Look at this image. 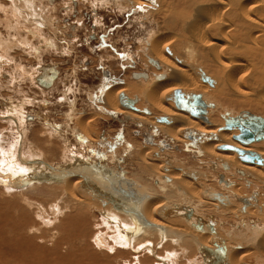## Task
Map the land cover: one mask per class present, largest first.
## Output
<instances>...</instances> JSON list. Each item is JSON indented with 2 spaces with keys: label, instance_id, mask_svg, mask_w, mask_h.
Wrapping results in <instances>:
<instances>
[{
  "label": "bare ground",
  "instance_id": "6f19581e",
  "mask_svg": "<svg viewBox=\"0 0 264 264\" xmlns=\"http://www.w3.org/2000/svg\"><path fill=\"white\" fill-rule=\"evenodd\" d=\"M2 1L0 10L10 16L8 28L14 30L15 41L33 51L35 57L44 47H60L59 42L42 37V27L73 36L68 30L74 31L75 26L58 24L54 20L58 16L49 19L46 15L57 11V5H46L52 0H9L12 6L8 11ZM88 2L63 0L64 9ZM40 3L44 4L35 6ZM111 5L118 12L140 13L134 19L142 27L148 28L155 20L157 31L138 43L134 58L139 62L140 57L141 72L128 69L133 58L127 56L123 63L130 77L118 80L104 73L98 88L87 92L86 99L103 120L147 129L141 135L151 142L145 145L144 140L130 134L122 148L108 151L117 132L109 137L94 134L89 126L94 116L76 110L78 100L68 95L73 94L72 88L64 90L69 114H64L62 131L48 124L31 133L24 112L27 101L10 106L4 116L0 115V204L6 209L0 210V264H21L2 258L5 230L7 236L19 239V244L28 234L32 240L45 242L37 225L50 227L46 236L55 262L63 258L70 259L66 262L70 264L73 259L85 264L91 260L92 264H264V212L260 208L264 205H258L256 195L242 191L251 185L258 190V183H264V140L237 139L241 131L233 122L254 116L245 111L233 115L241 108L264 113V0H96L90 7L96 9L93 19L97 26L103 24L99 10ZM23 6L38 17L39 24L34 23L38 29L29 27ZM75 7L66 14L75 12ZM92 35L96 40L99 37ZM90 36L84 41L88 49L92 48ZM37 40L41 46H35ZM10 45L0 35V69H6L10 62L6 52ZM29 73L39 86L38 79L51 72L39 67ZM178 90L184 96H200L206 114L193 117L178 109L174 97ZM121 94L135 102L133 108L121 105ZM220 108L221 115L217 113ZM77 115L83 119L81 123L77 120L79 128L71 126ZM162 117L168 121H161ZM8 129L17 135L14 147L9 146ZM69 131L75 136L74 143ZM158 136L174 144L169 154L156 149L153 143L158 142ZM38 142L47 147L41 148ZM24 144L30 152L24 151ZM227 146L255 154L261 163L243 161L238 151ZM182 148L199 164L192 167L172 157L182 153ZM55 149L60 163L50 159ZM95 149L103 158L93 154ZM211 169H216L215 178L206 172ZM231 176L238 180L234 182ZM203 209L216 214L219 221L214 215L201 213ZM224 224L227 226L219 227ZM215 244L223 255L209 252L217 249Z\"/></svg>",
  "mask_w": 264,
  "mask_h": 264
},
{
  "label": "rangeland",
  "instance_id": "374dc122",
  "mask_svg": "<svg viewBox=\"0 0 264 264\" xmlns=\"http://www.w3.org/2000/svg\"><path fill=\"white\" fill-rule=\"evenodd\" d=\"M0 1H2V0H0ZM88 1H90V2L85 3V4L84 3L83 4L78 3L77 5H76V3H74L73 5H72V3H70V5H72V7L69 6V7H67L68 9H64L63 0H52L50 3L44 2V3H46V5L48 4L50 6H56L57 5V11L58 12L56 11L53 13V11H51V12H48L46 14L47 16H49V19L51 18L50 16H54V17L58 16V18L54 19L55 21L58 22V24H61V25L62 24H64V25L65 24H67V25L71 24V25L75 26V29H74V31H72V29L68 30V33L73 35V36L69 37L67 35L65 36V35L59 33L58 32L59 29H56L54 31V29L48 30L47 27H45V26H44L45 28L42 27V30H40V31H44V34L42 35V37L45 38V40L47 38L48 40L54 41V43L56 42L55 44H57V42H59L57 47L58 46H60V47H59V49L55 48V47H53V48L44 47L43 49H41V53L36 55V57H35L34 53L32 54L33 51H31L29 48L26 49V47L23 44L21 45V44H19V42L15 41L14 30L10 29V27L8 28V26L11 25L10 24V22H11L10 16L8 14H6L7 17H5L6 15L3 13V10H0V35H1V38L5 42L8 41L9 45L11 43V45L9 46V48L6 51L8 53L9 61L11 63L8 62V65L4 66V67H6V69L5 68L0 69V108H1L0 115L4 116L6 114L7 109L10 106L27 101V105L25 106L24 112L28 113L29 115L40 116V119L35 117V120H33V121H28L26 119L27 122L29 124H31V127L29 129V131L31 133L34 131V129H36V132H38L41 130V126L48 125L47 123H44L46 121L53 124V126L56 125V126L60 127V129L62 131V126L65 122L64 114L65 113L69 114V104H68L69 102L66 99V96H64L65 95L64 90H66V88L67 89L72 88L74 91L73 94L72 95L68 94V95L70 97L76 98L78 100V102H77L78 105L76 106V110L77 109H78L77 111L86 110L92 116H94L93 119L95 122L91 121L89 123L90 129L94 134L101 135V133H102V135H104L106 133L107 137H109V136H113L117 132L116 136L114 137L115 138L114 144L107 148L108 151L112 152L114 150L113 148H116V151L119 150V147L122 148L125 145L124 144L125 139H129L128 135H130V134L133 138H139V139H137L138 141L144 140L143 142L145 143V145H147L151 141L143 139V137L141 135L142 133H145V131L147 132L148 131L147 129L146 130L144 128L142 129V128H140V126H136L135 124H133V125L130 124V125L124 127V125L119 121H116V120L111 121V119H104L103 120L102 119L103 117L101 116L100 113L95 111V109L92 106L89 107L90 103L88 104V101H87L88 99H86V98L88 97L87 92H89L90 90H95L96 88H98V86L100 84L99 81L101 80V78L104 77L105 71H108V74L111 75V77H113L114 79H118V80H121V79L123 80V79H125V77L126 78L130 77L127 74V72H125V65L123 63V60H125L127 58V56H131L133 58V65L130 63L128 66V69H130V71L133 70L132 73H135V71L141 72L140 68L142 67V65L140 62V57H139V62H138L137 60H135L134 55H135V52H137L136 50H137V46L139 45L138 43L142 42L143 38L151 36L152 31H157V26H156V24H154L155 20H152L153 22L151 21L149 23L148 28L142 27L136 21L138 16H140L139 15L140 13L136 15L135 12H133V11L124 12V13L118 12V10L112 9V5H111V7H109V9L102 8L99 10V12H98L99 17H101L103 24L101 26L100 25L97 26L96 21L93 19V16H94L93 12L96 9L93 8V6L90 7V3L92 1L95 2L96 0H88ZM2 2L4 3L3 5L6 6V7H4V10L8 11L9 7L11 8V6H12L10 4L9 0H3ZM44 3H40V4H37L35 6L41 7V5H43ZM65 6H68V5L65 4ZM73 6L74 7L76 6L75 7L76 11L70 15L69 14L67 15L66 12L70 11L71 8H74ZM23 7H24L23 13L27 14V16H25V17L30 22V23H28L30 25L29 27L32 29H38L39 27L35 28V25L37 23L36 21H37L38 17H34L30 13V11H28V8H26V6H23ZM80 15H82L83 17L82 16L80 17ZM135 17H136V19H134ZM158 17L161 19V18H163V15L161 14V16L159 15ZM81 18H82V20H81ZM46 19L47 18H44L43 20H46ZM60 19H61V21H60ZM62 19H63V21H62ZM134 22L135 23L137 22V23L135 24ZM34 23H35V25H34ZM79 23L81 25H84L85 28L84 27L82 28ZM38 24L39 23H37V25ZM77 26L80 27V28H78V30H76ZM46 31H48V32H46ZM54 32H56V34H54ZM88 34H89V36L92 34L99 36L97 40L95 38H94V40H92V38L90 39L92 48H89V49L84 42L85 39L87 38ZM76 35H78V37H76ZM50 36H51V38H50ZM35 38H38V37H35ZM66 38H68V40ZM6 39H8V40H6ZM66 40H67V42H66ZM69 41H71V42H69ZM127 41L129 42V44H131L130 46H127V44H128ZM16 43H18V44H16ZM72 43H73V45H72ZM34 44L36 47L41 46L39 40L34 41ZM12 45H14V47ZM21 46H23V47H21ZM61 46L63 49H65V53H63V51H62L63 49L61 48ZM109 48H112V49H109ZM111 50H115V52H117L119 54H115V52H113ZM108 52L110 54H108ZM111 53H113V54H111ZM114 54L116 57L120 56V59H117L114 56ZM121 58H123V59L121 60ZM37 67L38 68L42 67L44 69L55 67L54 69H56L58 71L57 77L52 82L51 87H43L40 84H39V86H38V84L34 85V83L31 81V78L29 77V74H30L29 72H31L32 70L37 71L38 70ZM21 68L22 69L24 68L23 69L24 71L21 72V70H22ZM76 69L78 70L77 73H73V72H75ZM80 69H81V71H80ZM82 71H84L85 73H83ZM72 73H73V75H72ZM74 75H76V76H74ZM42 90H44L46 92L42 93L41 92ZM77 90H78V92H77ZM61 99H62V101H61ZM82 108H84V109H82ZM79 109H81V110H79ZM242 111L249 112V113L256 115V116H261V117L264 116V113L261 112L260 109L256 110L254 108H248V107L241 108L238 113H235L233 115L238 116ZM217 113L219 115H221L223 113L222 109L220 108L217 111ZM76 117H78V118H76ZM76 117L73 121V124H71V126L73 125L72 127H75L77 125V128H79L78 124H80L81 123L80 121L83 119L80 117V115H77ZM77 120H79L80 123H78ZM8 130H9L8 134L10 135V141L8 140L10 143L9 146L14 147V145L17 144L16 142H18L17 140L14 139V137H17V135H15V133L13 134L12 130H10V129H8ZM143 130H144V132H143ZM112 131H115V132H112ZM31 133H29V135ZM32 135L33 134H31V136ZM156 135H159V134L157 133ZM68 136H69L71 142L74 143L75 136L70 131L68 133ZM41 139H45V137H41ZM32 140H34V139H32ZM12 141L15 142V144ZM146 141H148V142H146ZM232 141L236 142L233 139H232ZM155 142H156V140H154L153 144L156 146V149H158L160 147V151L163 149V151L164 152L166 151L167 154H169V151L172 150V146L174 145L171 143V141H167L165 138H162V137L160 138L159 136H158V142H156V143ZM261 142L264 146V142L263 141H261ZM255 143H259V142H254V144ZM38 144H39V142H38ZM39 145H41V148H44V146L47 147V145L44 142H43V145L41 143ZM166 145H168V146L166 147ZM26 147L29 148V145L24 144V149H26ZM97 147L99 149V146H97ZM27 149L24 151L28 153L29 149L28 150ZM98 149H95L93 154H95V156L97 155L96 157H98V158H103V156L98 155V154H100V150H98ZM163 151H161V152H163ZM55 152L58 154L54 153L50 159L55 160V162L60 163L59 162L60 161L59 160V158H60L59 157V155H60L59 151L57 149H55ZM180 156H182L183 158ZM106 157H109V156H106ZM172 157L177 158V160L182 161L183 163L188 162V164L189 165L191 164L192 167H193V165L195 166V165L199 164V162H197V160L192 159V157H193L192 153L188 152V150H186L185 148H182V153H181V151H179V153L172 154ZM178 157H179V159H178ZM184 157H185V159H184ZM120 162H122V160L119 161V164H120ZM215 170L216 169H211L210 171L206 170V172H208L210 175H213L212 178H215L216 177ZM225 172H227V171H225ZM126 176L128 177L129 174ZM229 178L231 180H233L234 182H235V179L238 180L235 176H231ZM263 184H264L263 182L258 183V185H259L258 190L255 189L254 187H252V185L249 187H245L242 190V191H244L243 194L250 192V194H247V195H251V194L256 195L258 203H259V204L258 203L257 204L258 205H260V204L264 205V185ZM140 186H142V185H140ZM162 197H165V196H162ZM8 198H10V197H8ZM8 198L5 197V199H8ZM41 198L43 199V201L45 200L46 203L48 204V201L46 200L45 197L44 198L41 197ZM36 201L38 202V200H36ZM260 208L264 212V209H262L261 206H260ZM0 210L4 211L6 209H4V206H1V204H0ZM200 212L207 214L209 211L203 209V210H200ZM208 215H210V216L214 215L213 217L217 221H219L218 220L219 218L216 214L211 213V214H207V216ZM63 216H61V217L63 218ZM34 222L38 223L39 221L35 219ZM217 224H220V223H217ZM37 226H38L37 228L40 227V229H41V230L39 229L38 233H40L41 235L44 234V236L46 237L45 242H44V240L42 241L41 239H39V240L36 239L37 241L32 240L31 238H29L30 235L28 234V235H25L24 238H21L22 242H23V239L25 241L23 243L20 242V244H19V242H18V241H20L19 239H17V238L14 239L12 235L7 236V235H9V233L6 234L8 232L6 229L5 233L3 234V238H2V242L3 243H4V241L6 242V243L2 244V248L4 247L3 249H5L6 252L4 250L2 251V253L4 254L2 256V258L14 259L13 261H15V263L19 262L21 264H23V263L24 264H49V263L50 264H68L69 263L70 264V262L66 263L70 259L65 261V260H63V258H60L56 262L53 261V257H55V256H51V254L49 253L50 242H47V241L50 239H49V237L46 236L47 233L49 235L48 231H49L50 227L49 226L45 227L43 225L42 226L37 225ZM225 226H227V224L226 225L224 224L222 226L219 225V227H221V228H223ZM181 227H183V226H181ZM228 227H226V228H228ZM42 228L44 231L42 230ZM60 228H61V226H60ZM40 231H42V233ZM65 232H67V231H64V233ZM208 232H210V231H208ZM212 232H214V231H212ZM36 233L37 232L35 231V233H33V234H36ZM211 233H209V234H211ZM212 234H214V233H212ZM12 238H13V240H12ZM26 238L28 239V241ZM13 241H14V243L17 242L18 244H16V246H15V244L12 243ZM8 242H9V244H8ZM29 242H31V244H29ZM12 244H14V245H12ZM9 245H12V248ZM8 246L10 248H8ZM13 246L16 247V250H14L15 247L13 249ZM25 248H28V250ZM17 249H19V250H17ZM7 250L10 252H8ZM11 250H13V251H11ZM4 252L7 255L9 253V255H8L9 257L8 256L6 257V254ZM91 259H93V257ZM43 260H45V261H43ZM73 260L75 261L76 259H73ZM48 261H49V263H48ZM52 261H53V263H52ZM74 261H72L71 264ZM60 262H64V263H60ZM86 262H88V261H86ZM90 263L92 264V260L89 262V264ZM74 264H85V263H84V260L78 261V259H77V261H75Z\"/></svg>",
  "mask_w": 264,
  "mask_h": 264
},
{
  "label": "water",
  "instance_id": "95a60500",
  "mask_svg": "<svg viewBox=\"0 0 264 264\" xmlns=\"http://www.w3.org/2000/svg\"><path fill=\"white\" fill-rule=\"evenodd\" d=\"M52 75L50 76L49 80H43L39 79V83L43 85L44 87H51L52 81L57 77V71L51 72ZM175 105L178 109H181L183 111H186L187 113L191 114L193 117H203L204 114H206L205 110V105L202 104L201 97L192 94V95H187L184 96V94L178 90L175 92ZM119 101L121 105L125 107H134V101L129 99L128 97L124 96L121 94L119 96ZM161 121L167 122L166 117L160 118ZM233 122L236 126L239 127L241 133L239 136H236L237 139L239 140H244L246 142H252V141H258V140H264V117H259V116H249L248 119H233ZM233 123H228V125H232ZM227 149H234L238 151L239 157L246 162H254L257 160L258 163H261L260 159L257 158V155L252 154V153H247L241 149H236L231 146H227ZM28 183V182H27ZM216 245V244H215ZM217 249L215 251L209 250L211 253H220L224 254V252L219 249L217 246ZM221 257V256H220Z\"/></svg>",
  "mask_w": 264,
  "mask_h": 264
},
{
  "label": "flooded vegetation",
  "instance_id": "af4514ba",
  "mask_svg": "<svg viewBox=\"0 0 264 264\" xmlns=\"http://www.w3.org/2000/svg\"><path fill=\"white\" fill-rule=\"evenodd\" d=\"M91 38H92V40H94V35H91L90 36ZM55 68V67H54ZM54 68H48V71H50V72H53V71H57L56 69H54ZM107 74H105V77H109L108 75V71H105ZM104 72V73H105ZM57 73H58V71H57ZM2 75V74H1ZM52 75V73H50V75H44V78H39V79H43V80H49L50 79V76ZM46 76V77H45ZM48 76V77H47ZM37 78V77H36ZM38 79V80H39ZM55 80V79H54ZM53 80V81H54ZM52 81V82H53ZM39 82V81H38ZM40 84V83H39ZM41 85V84H40ZM41 86H43V85H41ZM44 87V86H43ZM26 119L28 120V121H33V120H35V117H37L38 119H40V116H37V115H29L28 113H26ZM44 123H47V124H49V125H53V124H51L50 122H48V121H46V122H44ZM54 127H55V130H57V131H59V127L58 126H56V125H54Z\"/></svg>",
  "mask_w": 264,
  "mask_h": 264
},
{
  "label": "crops",
  "instance_id": "0c3cea01",
  "mask_svg": "<svg viewBox=\"0 0 264 264\" xmlns=\"http://www.w3.org/2000/svg\"><path fill=\"white\" fill-rule=\"evenodd\" d=\"M213 229V228H212Z\"/></svg>",
  "mask_w": 264,
  "mask_h": 264
}]
</instances>
